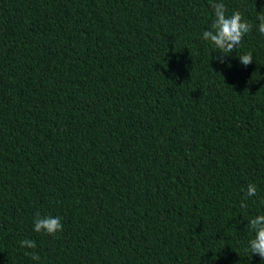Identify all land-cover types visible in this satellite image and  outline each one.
Instances as JSON below:
<instances>
[{
	"label": "trees",
	"instance_id": "16d2710c",
	"mask_svg": "<svg viewBox=\"0 0 264 264\" xmlns=\"http://www.w3.org/2000/svg\"><path fill=\"white\" fill-rule=\"evenodd\" d=\"M0 264H264V0H0Z\"/></svg>",
	"mask_w": 264,
	"mask_h": 264
}]
</instances>
